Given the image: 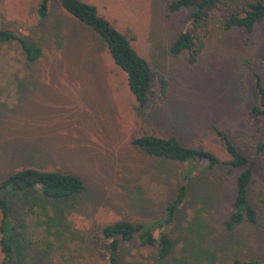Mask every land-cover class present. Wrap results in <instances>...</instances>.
Masks as SVG:
<instances>
[{
    "label": "rangeland",
    "instance_id": "rangeland-1",
    "mask_svg": "<svg viewBox=\"0 0 264 264\" xmlns=\"http://www.w3.org/2000/svg\"><path fill=\"white\" fill-rule=\"evenodd\" d=\"M39 1L0 0V29L26 37L42 51L28 65L16 44L0 45V181L35 168L77 176L84 192L54 203L48 223L49 212L41 213L33 201L31 210L22 207L21 199L11 203L8 220L27 246L22 247L23 261L14 264H105L101 228L122 219H162L188 167L145 156L131 140L174 137L226 162L210 127L226 133L253 162L247 195L257 222L225 232L221 222L229 215L241 169L226 174L222 164L199 166L185 203L163 229L173 248L159 264H230L248 258L264 263V152L256 154L253 147L264 140V122L251 113L258 102L254 75L264 89V22L245 33L225 31L210 20L203 47L189 64L184 55L168 54L185 27L184 11L168 13L171 0H81L94 5L164 83L163 99L140 110L125 75L98 38L71 22L59 0L48 1L47 18L40 22L35 12ZM29 75L6 82L7 77ZM52 225L55 236L47 237L45 230ZM121 256L127 264H157L151 249L134 244L124 247ZM2 259L0 250V264Z\"/></svg>",
    "mask_w": 264,
    "mask_h": 264
},
{
    "label": "trees",
    "instance_id": "trees-1",
    "mask_svg": "<svg viewBox=\"0 0 264 264\" xmlns=\"http://www.w3.org/2000/svg\"><path fill=\"white\" fill-rule=\"evenodd\" d=\"M48 1L40 0L36 6L35 12L40 22L47 18ZM59 5L71 22L95 35L105 47L112 63L125 75L127 89L140 110L154 106L163 99L164 83L161 78L131 48L128 39L98 15L94 5L81 0H59ZM167 11L169 14L185 12V27L170 43L168 54L172 57L184 55L189 64L195 62L203 47V39L207 34L210 20L216 19L225 31L241 29L245 33H251L257 24L264 22L263 0L238 2L237 0H171L167 4ZM12 43L17 45L25 64H34L41 57L42 51L39 45L8 29H0V45ZM254 89L258 102L257 106L251 108V113L264 122V89L257 75H254ZM210 129L228 156L226 162H220L215 155L204 149L185 147L174 137L140 135L131 140L132 147L145 156L161 162L186 164L188 167L179 177L174 196L165 206L162 219L156 222L122 219L101 228L99 249L105 264H127L122 260L121 253L124 247L130 244H134L138 249H151L154 262L157 264L168 259L172 252L173 241L163 229L174 220L176 212L185 203L189 182L196 176V169L199 166L212 169L222 164L227 167L226 174L241 169L234 180L229 215L221 222V228L229 233L238 226L256 224L257 214L247 195L253 179V162L241 153L226 133L214 127ZM253 147L256 154L263 153L264 140L261 143H254ZM83 192V181L71 174L25 168L3 178L0 181V250L3 256L1 264H14L16 260L23 261L22 247L27 248L23 246V242L18 241L19 234L15 232L17 225L10 224L8 220L12 215L9 208L11 203L17 204L21 199L26 205L22 207L31 210L33 201L41 213L45 210L49 212L46 218L48 223L52 220L54 203L69 202ZM13 213L19 218L16 211ZM6 227L8 233L4 232ZM51 227L52 231L48 228L45 230L47 237L55 236L56 225ZM179 262L180 260L176 264ZM230 264L264 263L256 258H248L236 259Z\"/></svg>",
    "mask_w": 264,
    "mask_h": 264
},
{
    "label": "crops",
    "instance_id": "crops-1",
    "mask_svg": "<svg viewBox=\"0 0 264 264\" xmlns=\"http://www.w3.org/2000/svg\"><path fill=\"white\" fill-rule=\"evenodd\" d=\"M32 76H13V77H7L6 79V82H16L15 80H20V79H24V78H31ZM36 78H39L37 76H34ZM12 80V81H11ZM17 80V81H18Z\"/></svg>",
    "mask_w": 264,
    "mask_h": 264
}]
</instances>
